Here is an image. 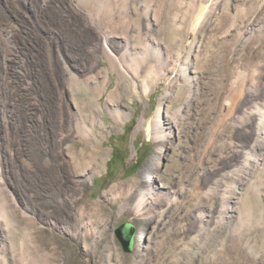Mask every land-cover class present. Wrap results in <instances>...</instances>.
<instances>
[{
    "label": "rangeland",
    "instance_id": "obj_1",
    "mask_svg": "<svg viewBox=\"0 0 264 264\" xmlns=\"http://www.w3.org/2000/svg\"><path fill=\"white\" fill-rule=\"evenodd\" d=\"M42 1L0 0V264H264V0Z\"/></svg>",
    "mask_w": 264,
    "mask_h": 264
},
{
    "label": "bare ground",
    "instance_id": "obj_2",
    "mask_svg": "<svg viewBox=\"0 0 264 264\" xmlns=\"http://www.w3.org/2000/svg\"><path fill=\"white\" fill-rule=\"evenodd\" d=\"M42 2H45V1L43 0ZM107 52L110 54L109 51H107ZM111 65L113 66L112 63H111ZM184 72H185V77L189 79V77L186 75L187 74L186 70ZM136 74H137V71H135L134 77ZM146 77H147L146 82L144 81L142 83V90H141L142 95H146L149 93L150 87H152L153 85H155L156 83H158L162 79V74H156L153 71H150V72L148 71ZM255 112H256V119L252 123L253 138H252L251 148H255L257 143L262 142L264 140V129H263L264 128V111L262 112L260 108L256 107ZM154 114L155 115H154L153 120H151L147 124H145V123H143V121H141L139 126L144 127V132H145V136L147 137V139L159 141V140H162L164 138L163 129H162V125L164 124V121H163V114H162L160 104L157 106ZM93 115H95V114L93 113ZM117 119L119 120V121L117 120L118 122L122 121V119L120 117ZM77 127H78V132L82 136L87 137L93 132V129H88L85 126V123H81L80 125H77ZM248 160H249V155L247 153L243 158V165H246ZM148 174H151V173H148ZM147 176H149V175H147ZM152 177L153 176L151 175V178ZM139 203H140V201H138L137 204H139Z\"/></svg>",
    "mask_w": 264,
    "mask_h": 264
},
{
    "label": "water",
    "instance_id": "obj_3",
    "mask_svg": "<svg viewBox=\"0 0 264 264\" xmlns=\"http://www.w3.org/2000/svg\"><path fill=\"white\" fill-rule=\"evenodd\" d=\"M114 234L122 250L126 253H130L133 248L134 227L128 223L122 224L114 231Z\"/></svg>",
    "mask_w": 264,
    "mask_h": 264
}]
</instances>
